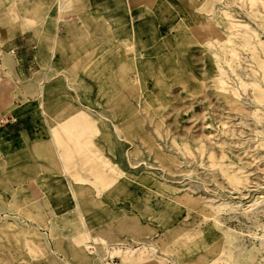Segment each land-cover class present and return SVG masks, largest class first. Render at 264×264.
Segmentation results:
<instances>
[{
    "label": "rangeland",
    "instance_id": "obj_1",
    "mask_svg": "<svg viewBox=\"0 0 264 264\" xmlns=\"http://www.w3.org/2000/svg\"><path fill=\"white\" fill-rule=\"evenodd\" d=\"M94 1L0 0V264H264V0Z\"/></svg>",
    "mask_w": 264,
    "mask_h": 264
},
{
    "label": "crops",
    "instance_id": "obj_2",
    "mask_svg": "<svg viewBox=\"0 0 264 264\" xmlns=\"http://www.w3.org/2000/svg\"><path fill=\"white\" fill-rule=\"evenodd\" d=\"M101 1L103 3H106L111 0H95L93 7H90V10H89L90 14L101 15V10L98 11L99 9L98 6L100 5ZM0 13L3 14V18H4L5 11H0ZM114 18H115L114 16H110L107 18V21L110 22ZM68 24L73 25L75 23L70 22ZM17 31H20V30H18L17 27L12 26L11 23H9V25H3L0 27V38L3 39V43H2L3 45L7 44L8 53L11 54L16 61L15 75L18 78V81H22L27 84L28 88L30 89V92H32L34 96V98L31 96L32 99L36 100L40 108V111L43 113V115L46 116L44 118V122L47 123V115L43 112V110L46 111L44 107V103L46 99L45 93L48 92V86L50 84H47L46 73H41L40 71L41 69L40 64L37 61L38 51H36L35 48L32 47L31 41H28L27 39H19L24 34V31L22 32L21 30L19 33ZM56 45H57V41H54L52 45L53 50H54V47H56ZM11 50H14V52H11ZM18 84H20V82H18ZM40 84L43 86L42 97L39 95ZM18 87L22 90L26 88V86L24 88L23 85L18 86ZM31 88L34 91H31ZM29 89H26V90L29 91ZM32 107H36V106H32ZM14 125H17V124H14ZM5 128H6L5 131H8L7 130L8 128L7 127Z\"/></svg>",
    "mask_w": 264,
    "mask_h": 264
},
{
    "label": "built area",
    "instance_id": "obj_3",
    "mask_svg": "<svg viewBox=\"0 0 264 264\" xmlns=\"http://www.w3.org/2000/svg\"><path fill=\"white\" fill-rule=\"evenodd\" d=\"M78 17L77 15L71 14V15H64L62 17V23H70L77 21ZM11 52H14V50H11Z\"/></svg>",
    "mask_w": 264,
    "mask_h": 264
}]
</instances>
